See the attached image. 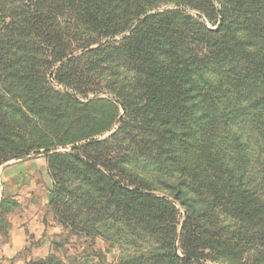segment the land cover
<instances>
[{"label":"trees","instance_id":"trees-1","mask_svg":"<svg viewBox=\"0 0 264 264\" xmlns=\"http://www.w3.org/2000/svg\"><path fill=\"white\" fill-rule=\"evenodd\" d=\"M40 149L119 264H264V0H0V167Z\"/></svg>","mask_w":264,"mask_h":264},{"label":"rangeland","instance_id":"rangeland-1","mask_svg":"<svg viewBox=\"0 0 264 264\" xmlns=\"http://www.w3.org/2000/svg\"><path fill=\"white\" fill-rule=\"evenodd\" d=\"M171 7L174 5L168 4L163 8ZM122 36H116L113 40H120ZM49 80L52 81L55 90L67 91L81 101L86 100L84 96L62 88L50 74ZM100 96L103 94H91L89 99ZM120 117H118V121L112 130L105 133L102 138L109 136L111 132L119 128ZM24 134L27 139L37 137V134H33L29 129ZM70 150V145L67 147L59 146L57 149V151L62 152ZM45 151V149H40L38 152L33 151L28 155L10 159L0 167V264H119L126 251V254L132 253L130 248L124 244L86 234H74L70 228L63 229L59 223H56L58 227L56 225L51 226L52 228L55 227L53 230L56 231L57 229V231L50 237L47 228V216L49 214L54 215L50 200L55 189V181L48 172L49 153ZM24 161L29 163L31 172L23 174V178H20L19 182L21 184L20 189L15 190V186H12L14 184L8 180V177L13 173L18 163ZM36 218L41 219L39 224L34 222ZM18 219L30 220L32 227L39 229V233H42L43 227L41 225L42 222L44 223L46 227L43 235L52 242V251L48 255L43 257L40 253H33L32 247L37 244L36 236L28 238V243L20 251H9L11 220Z\"/></svg>","mask_w":264,"mask_h":264},{"label":"crops","instance_id":"crops-1","mask_svg":"<svg viewBox=\"0 0 264 264\" xmlns=\"http://www.w3.org/2000/svg\"><path fill=\"white\" fill-rule=\"evenodd\" d=\"M26 172H31V167L29 165L28 162L24 161V162H20L18 163L17 167L13 170V173L9 175L8 180L10 182H12L14 185H12L13 187L15 186V190H19L21 184L20 182V178H23V174ZM16 186V184H18ZM47 223H48V233L50 235V237L55 234L56 231L53 230L55 229L52 228L51 226H57V222L55 221L54 215L49 214L47 216ZM41 219L36 218L34 220V222H37L38 224L40 223ZM43 227V231L42 233H39V229H35L32 227V222H30V220L27 221H23L22 219H18V220H11V228H10V232H9V251H20L21 248L28 243V238L36 236V240H37V244L34 245V247H32V251L34 254L40 253L43 257L45 255H48L51 251H52V242L51 240L44 236L43 233L45 231V225L42 222ZM35 234V235H34ZM39 240H40V244H39Z\"/></svg>","mask_w":264,"mask_h":264},{"label":"water","instance_id":"water-1","mask_svg":"<svg viewBox=\"0 0 264 264\" xmlns=\"http://www.w3.org/2000/svg\"><path fill=\"white\" fill-rule=\"evenodd\" d=\"M123 116L120 117V121L122 120Z\"/></svg>","mask_w":264,"mask_h":264}]
</instances>
